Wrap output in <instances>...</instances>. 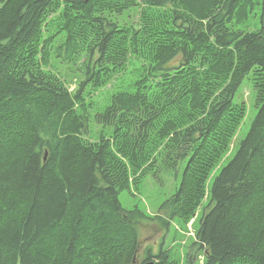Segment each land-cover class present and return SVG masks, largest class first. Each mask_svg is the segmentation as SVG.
Masks as SVG:
<instances>
[{
	"label": "trees",
	"instance_id": "trees-1",
	"mask_svg": "<svg viewBox=\"0 0 264 264\" xmlns=\"http://www.w3.org/2000/svg\"><path fill=\"white\" fill-rule=\"evenodd\" d=\"M181 162L164 216L122 206ZM198 207L203 264H264V0H0V264H194L138 237Z\"/></svg>",
	"mask_w": 264,
	"mask_h": 264
},
{
	"label": "rangeland",
	"instance_id": "rangeland-1",
	"mask_svg": "<svg viewBox=\"0 0 264 264\" xmlns=\"http://www.w3.org/2000/svg\"><path fill=\"white\" fill-rule=\"evenodd\" d=\"M260 27V5H256L254 10L250 12L248 19L239 25L240 29L255 30ZM51 64H54V70L59 72L60 76L66 79V83L69 87H73V73L66 68V66L58 65L55 60H51ZM73 85V86H72ZM106 97L105 91L100 92L99 96ZM98 96V97H99ZM96 99V98H95ZM99 101V99H96ZM234 101L243 102L246 105V115L236 133L234 142L231 145L236 144L247 133L251 120L253 119L257 109L254 106V91L249 79V75H246L237 91L234 94ZM93 105V110L99 107ZM110 128V127H109ZM109 128L104 129L106 134L109 132ZM99 131V126L96 127L95 123L90 120V136L96 137ZM234 150L231 153H227L222 164H226L232 157ZM184 162H181L174 170L159 171L155 174L150 173L144 177L137 187H131L130 191L122 190L119 192L118 198L122 206L126 209L134 208L138 206L140 209L147 212L149 216H164L163 211H160L162 203L171 193L179 186ZM206 197V194L205 196ZM206 203V200L203 204ZM160 211V212H159ZM202 213V207H198L195 214L188 221L187 224L174 219L169 220L168 231L161 225L160 220L143 222L139 225V252L144 250L145 247H150L152 251L156 252L160 248L171 249L172 254L182 256L185 260L190 259L191 256L198 255L194 264H203V257L199 254H203L202 250L196 249L192 246V242L195 239L196 230L198 227V220ZM200 252V253H199ZM142 262V261H141ZM139 264V263H138Z\"/></svg>",
	"mask_w": 264,
	"mask_h": 264
},
{
	"label": "bare ground",
	"instance_id": "bare-ground-1",
	"mask_svg": "<svg viewBox=\"0 0 264 264\" xmlns=\"http://www.w3.org/2000/svg\"><path fill=\"white\" fill-rule=\"evenodd\" d=\"M199 253H200V252H199ZM150 259H151V258H150ZM150 259H149V260H150ZM154 262H155L154 260H151V261H148V262H147V260H146V263H144V264H155ZM202 262H203V261H202Z\"/></svg>",
	"mask_w": 264,
	"mask_h": 264
},
{
	"label": "water",
	"instance_id": "water-1",
	"mask_svg": "<svg viewBox=\"0 0 264 264\" xmlns=\"http://www.w3.org/2000/svg\"><path fill=\"white\" fill-rule=\"evenodd\" d=\"M144 264V263H143Z\"/></svg>",
	"mask_w": 264,
	"mask_h": 264
}]
</instances>
